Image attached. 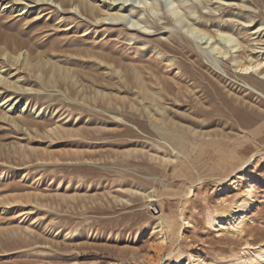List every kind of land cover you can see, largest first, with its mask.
<instances>
[{"label": "rangeland", "instance_id": "rangeland-1", "mask_svg": "<svg viewBox=\"0 0 264 264\" xmlns=\"http://www.w3.org/2000/svg\"><path fill=\"white\" fill-rule=\"evenodd\" d=\"M262 253L264 0H0V264Z\"/></svg>", "mask_w": 264, "mask_h": 264}, {"label": "bare ground", "instance_id": "bare-ground-1", "mask_svg": "<svg viewBox=\"0 0 264 264\" xmlns=\"http://www.w3.org/2000/svg\"><path fill=\"white\" fill-rule=\"evenodd\" d=\"M238 5L241 7V8H245L246 5L242 2H239ZM121 8V7H120ZM128 10H129V7H127ZM125 18V15L123 14H120L119 12L117 13H114V14H109L108 16H106L104 19H111V20H123ZM198 22V21H197ZM181 23V22H180ZM195 24V23H194ZM189 26V25H188ZM133 29V28H132ZM193 29V27L191 28ZM134 30V29H133ZM202 34V33H201ZM199 36V39L200 40H203L204 39V42L203 43H207L210 45V50H209V53L210 52H214V54H220V55H225L227 52H228V49H234L235 51L238 50L240 48V45H238L237 43L234 42L233 38H232V35L230 33H223L222 35H220L218 37V39H215V40H211L212 37L211 35H208V37L205 39V36ZM203 34H206V33H203ZM229 43V45H228ZM246 58V57H245ZM233 60L235 61V63H237L238 65H243L245 67L248 66L249 64V60H244V62L242 61H238L240 60L238 58V56H234ZM243 62V63H241ZM250 65V64H249ZM251 186H249L250 188ZM250 190V189H249ZM263 254V253H262ZM264 255V254H263Z\"/></svg>", "mask_w": 264, "mask_h": 264}]
</instances>
